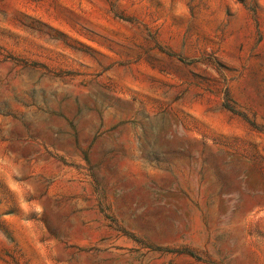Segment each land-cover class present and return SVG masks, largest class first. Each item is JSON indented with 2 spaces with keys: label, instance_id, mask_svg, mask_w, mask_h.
<instances>
[{
  "label": "rangeland",
  "instance_id": "1",
  "mask_svg": "<svg viewBox=\"0 0 264 264\" xmlns=\"http://www.w3.org/2000/svg\"><path fill=\"white\" fill-rule=\"evenodd\" d=\"M0 264H264V0H0Z\"/></svg>",
  "mask_w": 264,
  "mask_h": 264
}]
</instances>
